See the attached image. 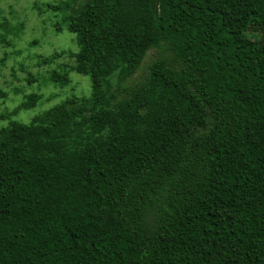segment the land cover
Instances as JSON below:
<instances>
[{
    "label": "trees",
    "instance_id": "trees-1",
    "mask_svg": "<svg viewBox=\"0 0 264 264\" xmlns=\"http://www.w3.org/2000/svg\"><path fill=\"white\" fill-rule=\"evenodd\" d=\"M67 25L48 81L91 94L0 129V264H264V0H89Z\"/></svg>",
    "mask_w": 264,
    "mask_h": 264
},
{
    "label": "rangeland",
    "instance_id": "rangeland-1",
    "mask_svg": "<svg viewBox=\"0 0 264 264\" xmlns=\"http://www.w3.org/2000/svg\"><path fill=\"white\" fill-rule=\"evenodd\" d=\"M88 1L0 0V89L4 92L0 96V129L12 121L30 124L69 98L90 96L88 76L70 72L67 86L48 81L52 71L73 65L72 55L78 49L67 21ZM244 34L254 42L264 40V32L256 26L248 27ZM160 56L168 54L161 48L148 51L123 87L141 84ZM30 97L36 98L35 106H30Z\"/></svg>",
    "mask_w": 264,
    "mask_h": 264
}]
</instances>
